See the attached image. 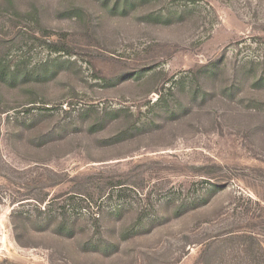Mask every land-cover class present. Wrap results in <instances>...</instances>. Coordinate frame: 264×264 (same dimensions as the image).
<instances>
[{"label": "rangeland", "instance_id": "rangeland-1", "mask_svg": "<svg viewBox=\"0 0 264 264\" xmlns=\"http://www.w3.org/2000/svg\"><path fill=\"white\" fill-rule=\"evenodd\" d=\"M0 264H264V0H0Z\"/></svg>", "mask_w": 264, "mask_h": 264}]
</instances>
